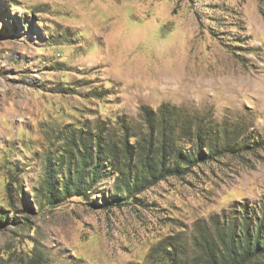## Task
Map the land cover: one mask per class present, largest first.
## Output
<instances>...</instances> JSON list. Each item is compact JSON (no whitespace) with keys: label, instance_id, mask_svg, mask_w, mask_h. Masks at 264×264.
I'll return each instance as SVG.
<instances>
[{"label":"rangeland","instance_id":"rangeland-1","mask_svg":"<svg viewBox=\"0 0 264 264\" xmlns=\"http://www.w3.org/2000/svg\"><path fill=\"white\" fill-rule=\"evenodd\" d=\"M142 108L223 155L132 198L107 168L50 204L48 162L120 124L146 138ZM246 214L264 218V0H0V264H152L170 237L189 260Z\"/></svg>","mask_w":264,"mask_h":264},{"label":"trees","instance_id":"trees-1","mask_svg":"<svg viewBox=\"0 0 264 264\" xmlns=\"http://www.w3.org/2000/svg\"><path fill=\"white\" fill-rule=\"evenodd\" d=\"M148 134L140 139V134L127 130L120 124L121 136L114 143L105 135L104 129L91 134L89 142L82 136L75 140L73 148L64 149L56 162H48L46 172L49 202L61 201L70 197L84 198L89 188L100 182L101 174L109 169L114 178L125 180L127 197L142 193L167 177H180L199 164L212 161L222 154L201 142L203 133L199 130L185 129V136H175L171 131L166 135L162 123L157 129L150 115L153 111L142 108ZM152 119V120H151ZM159 130L156 134L154 130ZM175 138V141L173 140ZM196 143L188 154L177 152L175 145ZM76 150H75V149ZM64 166L66 168H64ZM59 175L62 180H56ZM122 196L104 199L106 206L122 200ZM258 217V218H257ZM245 215L243 220L234 218V225L216 229L214 237L204 230L195 244V255L185 259V253L173 241V237L160 240L149 251L152 264H264V218ZM261 219V220H260ZM239 221V222H238Z\"/></svg>","mask_w":264,"mask_h":264}]
</instances>
